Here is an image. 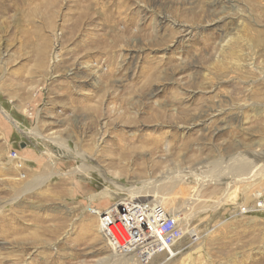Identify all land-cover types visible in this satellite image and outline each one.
I'll list each match as a JSON object with an SVG mask.
<instances>
[{"label":"rangeland","instance_id":"374dc122","mask_svg":"<svg viewBox=\"0 0 264 264\" xmlns=\"http://www.w3.org/2000/svg\"><path fill=\"white\" fill-rule=\"evenodd\" d=\"M261 194L264 0H0V264H136L116 201L182 226L147 264H264Z\"/></svg>","mask_w":264,"mask_h":264},{"label":"built area","instance_id":"2783aa9c","mask_svg":"<svg viewBox=\"0 0 264 264\" xmlns=\"http://www.w3.org/2000/svg\"><path fill=\"white\" fill-rule=\"evenodd\" d=\"M264 210V195H258L253 211ZM99 232L109 245L147 264L155 255H171L184 232L181 224L159 203L116 201L104 210H92Z\"/></svg>","mask_w":264,"mask_h":264},{"label":"bare ground","instance_id":"6f19581e","mask_svg":"<svg viewBox=\"0 0 264 264\" xmlns=\"http://www.w3.org/2000/svg\"><path fill=\"white\" fill-rule=\"evenodd\" d=\"M151 188H152V187H151ZM144 190H145V189H144ZM146 190H148V189H146ZM146 190H145V191H146ZM144 193H145V192H144ZM138 194H139V193H138Z\"/></svg>","mask_w":264,"mask_h":264},{"label":"water","instance_id":"95a60500","mask_svg":"<svg viewBox=\"0 0 264 264\" xmlns=\"http://www.w3.org/2000/svg\"><path fill=\"white\" fill-rule=\"evenodd\" d=\"M21 148H22V146H21Z\"/></svg>","mask_w":264,"mask_h":264}]
</instances>
